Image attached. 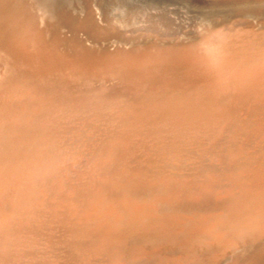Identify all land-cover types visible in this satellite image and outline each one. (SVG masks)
<instances>
[{
  "label": "bare ground",
  "instance_id": "6f19581e",
  "mask_svg": "<svg viewBox=\"0 0 264 264\" xmlns=\"http://www.w3.org/2000/svg\"><path fill=\"white\" fill-rule=\"evenodd\" d=\"M9 11L8 16L0 20V45L4 46V48L3 46L0 47V73H6L5 77H1L0 74V96L3 97L2 100L0 99V222L2 223V226H0V242L7 241L5 247L8 246L9 249H16L17 251L11 252L9 249L0 248V261L6 256L9 257L8 261L11 264L20 262L21 264H66L67 262L60 255L57 257L52 256L53 254L57 255L56 252L62 253L65 249L59 241H53L52 239L58 238L61 233L64 242L71 245V259L73 258L77 263L85 264L89 260L87 251L96 244L99 247L94 254L107 255L110 264H120L122 260L121 257L111 254V249H128L129 245L132 244L136 245V249H133L131 254L139 259L145 251L151 250V252H147L148 259L141 258L140 261L137 259L138 264L156 262L159 253L168 254L167 245H175L181 253L189 252V249H191V253L183 258L187 262L189 261V264H202L199 254L195 251L197 246L202 247L203 253L210 254L213 260H217L227 254L234 255L235 252H231L232 246L230 247L229 243L226 242H230L234 246H240L243 243V236H245L253 246L255 245L257 238L260 239V236L264 235V219L261 217L264 214V161L261 162V156L260 162L257 156H254L258 160L260 172H257V174L255 171H250L248 167L251 165L247 167L241 161L243 157L245 160L244 152L237 146L230 144L229 138L233 137L234 134L230 135L225 129L226 127L235 128V135L237 134V136L259 137L262 139V144L259 147L260 149L261 147L264 148V127L257 124L260 119L264 118V98L257 94L258 90L264 91V69H260V64L264 62V49L259 48L263 43L256 42L255 33L238 28L230 29L227 32L216 29L214 31L213 29L205 30L199 40L195 42L181 43V45L178 44L179 46H173L172 43L173 47L167 45L161 50L152 49L149 46L150 49L144 51V53L139 54V52H136L138 54L127 55L123 58L121 56H125L124 53L121 56L118 54L116 59L115 56L112 57L116 61L104 64V60H101L102 64L92 62L93 65H89L88 63L91 60L87 62L82 57L63 59L64 55L54 54L55 52L51 51L53 48L45 51L46 48L44 49L42 44L44 43L42 40L45 38L43 39L40 29L34 27L35 24L32 25L31 20L29 22L18 14V16L13 15L14 11ZM133 23H136V25ZM130 24L134 25L132 29L140 27L146 33H144L145 35L150 33L153 36L160 34L164 36L171 34L172 36V23L166 17L165 12L163 13L156 8L153 10L144 9L137 15L136 20ZM148 30L151 32H148ZM223 37L225 38L222 39ZM223 40H225V44L222 43ZM9 51L13 53H8ZM222 52L238 57L230 59L221 56ZM112 63H114V67L111 66ZM100 65H110L111 67L101 71ZM92 68L98 69L99 73L101 71L100 74L107 69L116 73L121 79L122 88L132 89L137 94L133 98L140 103V108L137 106V110L140 109L143 119L154 123L172 120L168 124L169 129L181 134L183 139L191 145L202 142L204 152L206 150L211 153L207 149V146L211 143L206 139L198 140L195 138L194 132L199 129H217L218 134L215 137H221V145L227 146L226 149H228L225 153L227 160H223L219 163V166L227 165L234 170V173H236L235 171L248 172L249 179H246H248L249 184L239 186L237 185L238 178L236 179L231 177L232 174H223L222 172L220 176L223 175L224 179L232 178L231 184L225 186L223 180L207 178L206 175L216 173V169H218L216 162L213 165L210 164L207 169L200 165L190 166V169L194 168L203 174V177L200 178L192 179L184 174L175 175L167 171V168L170 167L182 170L187 168L179 160V156L170 155L175 148L179 147V143L176 141L169 143L162 138L151 136L136 121L137 113L134 108H131L132 105L129 107L121 103L124 95L121 92L122 97L118 92L110 91V93H107L108 90L104 98L107 100V106L110 107L109 110L105 107L106 105L104 106L96 101L88 102V110L90 114L92 113V120L99 121L106 127L111 126V124L114 126L117 123H120V125L121 123L122 125L129 123V125L125 124L128 127L122 130H115L110 127L106 129V132H111L115 138L120 136L126 142L134 143L136 151L143 152L145 155H141L142 160L131 156L114 137H108L107 135L108 139L106 138L104 145L106 148L96 145L91 155L93 154V157L96 155L98 162L110 161L112 157L120 158L122 164L128 167L129 171L119 172L118 168L113 165V161V164H104L105 166L97 164L99 169H104L102 173L91 170L78 171L77 165L79 163L94 166L92 162H89V157L84 158L80 155L84 159L77 160V156L71 155L73 157L70 156L65 161L62 159L61 153L63 149L76 150V152L83 150L85 149L83 145L80 143L76 146L67 145L63 142L71 140V138L61 142L62 138L61 141L53 139L40 128L53 125L55 127L52 134L57 135V137L58 135L66 136L71 133V137H79V140L81 136L87 137L92 134L89 133L90 130L88 132L83 128L80 130L75 129V121L82 126L90 121L83 113L76 110V112L74 110L70 111L67 98V92L69 95L71 89L80 90L83 84H79V82H96L93 76L94 74L97 75V72L90 73ZM45 76L49 78L54 76L58 83L59 80L60 82L65 81V83L70 82L71 85L69 84V86L73 87L70 90H62L63 85L62 87L59 85V87H55L57 90L54 89L53 91L51 88V91L49 88L55 85V82L52 79L45 78ZM38 85L42 88L46 87L50 91L48 90L44 95H41ZM10 88L14 89L18 97H13L14 99L5 102V97L15 94L11 92ZM86 88L88 89V87ZM90 90H88V96H93V92ZM150 92L154 93V97L150 96L151 98L144 99L140 96L142 93L147 94ZM72 96H69L71 97V109L77 107L81 111L82 107L80 106L87 105V102L85 100L84 103L82 100H74ZM93 97L97 98V96ZM55 98L61 100L60 103L57 101L56 104H50L48 100ZM241 98L249 99L252 104L247 105L240 102L239 99ZM42 101L45 102L42 103ZM129 103L128 101L126 104ZM198 105L211 107L212 113L198 110ZM14 110H18V112L27 111L28 113H26L29 115L28 117L16 116ZM217 110H219V116ZM244 110L248 111V120L257 124L251 130L242 122L232 119V115ZM54 111L58 112V116H49ZM181 115L200 120L199 126L192 125L180 117ZM27 122H30V127L22 126L23 123ZM72 141L75 142V140ZM218 147H220V144ZM3 148L7 149V152L2 151ZM262 151L261 153H263ZM43 152L47 155H43ZM156 153L160 155L169 154L170 156L157 160L154 157ZM187 155L202 156V153L193 149ZM251 155L253 156L252 153ZM236 161L239 162V165L234 163ZM14 162L20 163L25 169L30 166L37 172L43 170L46 176L27 174V169V173H25V170H21L20 166L18 168L19 164L15 165ZM130 162L134 164V167H130ZM139 163H142L143 166L146 165L147 169L145 167L144 169L140 168L142 165ZM253 163L255 164V162ZM247 164L249 163L247 162ZM155 166L157 169L161 168L160 176L167 177L168 182L165 184L175 190L176 194L173 199L166 198L168 194L165 195L161 190L164 183L155 180L156 175L142 179L134 178L139 173L149 175L148 172L151 167ZM70 176H75L76 180L77 178L84 179V183L93 189H85L86 185L81 187L72 184L74 182L69 183L67 179ZM216 176H219V174H216ZM105 178L128 185L124 189L126 195L124 197L108 195L107 190L108 194L102 193L101 191L105 190L102 182ZM63 181L66 182V188L62 185ZM181 181H190L200 186L202 190L200 192L187 191L180 184ZM8 182H13V184L9 185ZM131 184H137L139 186L137 189H141L144 194H138L137 189L130 186ZM33 185H40L43 189L35 190ZM17 186L25 187V190L20 191V188L17 190ZM112 191L119 192L117 189H112ZM239 191L241 192L239 195L245 200L244 205L241 206L242 203L239 204L238 199H235L236 197L230 200L223 199L231 197L233 193H239ZM20 193L23 194V197L19 196ZM191 194L194 197L191 199L192 202L188 203L187 198ZM256 194L258 199H253L252 196ZM69 195H76L84 202H92L97 212L91 209V204L90 208H85L84 205L79 207L74 204L75 197L70 202ZM38 198H44L48 206L46 203L47 207L38 205ZM154 200L161 204L160 208L154 206ZM24 201L28 202V206L23 205ZM53 201L62 205L64 211L60 209L63 212L58 213L54 208ZM138 201L144 202L146 207L144 209L137 208ZM203 201L207 202V209L203 208ZM169 205H171L172 214L165 212ZM112 206L125 213L127 218H133L136 219L135 221L143 223L141 225L132 224L131 222H125L124 218L120 219L112 216L113 213L108 209ZM161 207H163L164 212ZM66 214L73 215V220H70L71 226H66V229L60 228L44 218V216H53L54 219L66 224L69 223L64 216ZM18 215L21 217L20 219L15 218V216L18 218ZM140 215L145 217L142 221L139 218ZM216 218L220 220L217 223L215 222ZM179 219H184L186 222L180 223ZM96 220L102 222L99 228L95 222ZM214 227L219 229L217 233L210 232ZM41 235L46 236L44 238L48 240H40L39 236ZM92 235L99 236L100 240H89V236ZM111 238L118 240L106 241ZM124 238L129 240L121 241ZM191 239L196 243L191 242ZM211 240L222 243L218 245L211 244L209 243ZM37 246L42 250H36ZM155 248H159V251H154ZM214 253L217 254L213 256ZM0 264H3L2 261Z\"/></svg>",
  "mask_w": 264,
  "mask_h": 264
},
{
  "label": "rangeland",
  "instance_id": "374dc122",
  "mask_svg": "<svg viewBox=\"0 0 264 264\" xmlns=\"http://www.w3.org/2000/svg\"><path fill=\"white\" fill-rule=\"evenodd\" d=\"M144 4L145 3L143 0H0V14H1L0 20L1 19L3 20L4 17L8 16V14L10 12L9 10H11V12L14 11L15 13L13 15L18 14L23 19L26 18L25 20H28L29 22L31 20L30 23L32 25L35 24L33 26L40 29V33L43 35L42 36L43 39L45 38L44 40H42L44 42V43H42L44 46V49L46 48L45 51L53 48V50H51V51L55 52L54 54L64 55V57H62L63 59H68V58L75 59V58L82 57L85 60H87V62H89L91 60L88 63L89 65H93L92 62L93 63L97 62L96 64H102L101 60H104L103 61L104 64H106V62H113L116 59V55H118V54L121 56L124 53L125 56L124 55L121 56L123 58V57H126L127 55L128 56L134 55L136 52H139V54L144 53V51H147L150 48L156 49V50H161V49H164V46H167V45L172 46L171 43H173V46H175V45L179 46V45H181V43L185 44L187 42L188 43L189 42H195V41L199 40V37L202 35V32L204 33L205 30L207 31V30H211V29H213V31L216 29V30H220V31H224V32H227V31H230V29H236V28L247 30V31L248 30L252 31L253 33H255V36L257 37L256 42L263 43L262 46L260 45L259 48L264 49V46H263L264 45V42H263L264 41V0H162V3L159 5L162 8H164L166 17H168L169 21L172 23V28H171V30H173L172 36H171V34H169V36H167V35L164 36L162 34L157 35V36H153V34H150V33L148 35H145L146 33L143 32L144 30H142L140 27L132 29V27L134 25H136V23H133L134 25L130 24V23L132 21L136 20L137 15L140 14L141 11H144V9L145 10L146 9L153 10L155 8V7H152V5H149L148 8H145ZM156 9H158V8H156ZM158 10H160V9H158ZM9 16H11V15H9ZM128 22H130V23H128ZM126 23H127V25H125ZM118 24L121 26H119ZM129 24H130V26H128ZM148 32H151V31L148 30ZM152 32L156 33L155 31H152ZM174 36H175V38H177L176 40H173V39H175ZM224 38L225 37H223L222 39H224ZM224 41L225 40H223L222 43L225 44ZM1 46H3V45H0V47ZM149 46H150V48H149ZM3 48H4V46H3ZM10 52L13 53L12 51H9L8 53H10ZM222 53H221V56H226V57H229L230 59H232V58L236 59L238 57V56L231 55V54L228 55L225 52H222ZM136 54H138V53H136ZM86 56H88V57H86ZM113 56H115L114 57L115 59L112 58ZM98 60H100V61H98ZM114 63H112L113 65L111 64L112 67H114ZM103 65H100L101 71L106 69L107 67L108 68L111 67L110 65H106V66H103ZM260 65H261V67L259 66L260 69L263 70L264 69V62ZM95 69L92 68V70H90L91 72L89 71L90 73H92V72L94 73V71L97 72V75L96 74H94V76L92 75L96 79V82H93V83L89 82V83H92L91 84V85H93L92 88H90L91 85L89 83L79 82V84L81 83L83 85L81 86L80 90H77V91L74 89H71L73 86L72 87L69 86V84L71 85L70 82L65 83V81L60 82V80H59V83H58V80L55 79L54 76H50V78L45 76V78H48L49 80L52 79V81L54 80V82H55V85H53L49 88L50 90L52 88L54 91L55 87L57 88V87H59V85H61V87L63 85L62 90H66V89L70 90L71 89L69 91V93H70L69 95L67 92V98H68V102L70 104L69 105L70 111L74 110V112L77 111V112L83 113L84 116L86 115L85 117L87 118V120H89L91 122L90 123L87 121V123L84 126H82V125H79V123L75 121V123H74V125L76 127L75 129L78 128L80 130L83 128V130L88 131V132L90 130L91 132H89V133H92L91 135H89L87 137L81 136V138L84 137V138H82V140H81V138L79 140V137H77V138L71 137V133H69L70 135H68V134L66 136L61 135L62 137L60 135H58V137H57V135L52 134L53 133L52 131H54L53 129L55 127L53 125L52 126L51 125L44 126V127L40 128L42 131H45V133L47 132L48 135H50V137H52L53 139H56L58 141H61L63 139L61 142H63L64 140L66 141V139H68V138H71V140L69 139L70 141L68 140L66 142H63L67 145H70V146H76V145H80V144L83 145V147L85 148L83 150H78L76 152V150L70 151L69 149H63L62 153H61L62 159H64L65 161H66V159L68 160V158L71 155H73L74 157L77 156V158H76L77 160L89 157L88 158L89 162L90 163L92 162L94 164V166L92 167L89 164H80L79 163L77 165L78 171L81 170L80 172H82V171L86 172L88 170L89 171L91 170V171H95L96 173H102L104 169H99L97 164L99 163L98 165L102 166L101 164H103V166H105V165L111 164L112 161L114 163V164L113 163L112 164L116 168H118L117 170L119 172L129 171V168L122 164V161L120 158L112 157V158H110L111 160L109 159L110 161L104 160V161L98 162V157L96 155H94V157H93V154L91 155V153L93 152V149H95L96 145H99L103 148L105 145V142L109 136H112L115 138V136L113 134H111V132H109V131L106 132L107 128L113 127V129H115V130H122L124 128H127L128 127L127 125H129V123H124L123 125H122V123H121V125H120V123H117V124H114V126H112V124H111V126L108 125L106 127L103 124H101L99 121L96 122V121L92 120L93 119L92 113L90 114V111L88 110L89 109V105H88L89 103L88 102L96 101L99 104H103L104 106L106 105L105 107L108 108L107 110H109L110 107L107 106V100L104 97L107 93H110V91H112V92H118V94L121 97L124 95L121 103L128 105L129 107L132 105L131 108L132 109L134 108L135 112L137 113L138 119L136 118V121L144 128L145 131H148L151 136H153L155 138H157V137L162 138L164 140H167L169 143L171 141H176L179 143V147L175 148L174 152L170 155L174 156V157L179 156L180 157L179 160L182 161V163L185 164L187 166V168L182 170V169L170 167V168H167V171H169L175 175L176 174H178V175L184 174V175H186L192 179L200 178V177H203V174L194 168L190 169V166L200 165V166H203L205 169H207L210 166V164L213 165V163L215 164V162H216V164L218 165V167H217L218 169H216V173H214L212 175H206L207 178H211V179L217 178L218 180L219 179L223 180L224 181L223 185L227 186L228 184L232 183V178L224 179L223 175L222 176H220V175L222 173L223 174H230V175L232 174L233 176H231V177H235L236 179L238 178L237 179V185L247 186L249 184V181H247L249 179L248 172L246 173V172L235 171L236 173H234V170H232L227 165H223V166L220 165L219 166V163H221L223 160L224 161L227 160L225 153L227 152L228 149H226L227 146H225L223 144L221 145V137H217V138L215 137V135L218 134L217 129H212V128L208 129V130H200L199 129V130H196L194 132L195 138H197L198 140H202V139L205 140L206 139L209 141V143H211L208 146L205 145V146H207V149L211 153H209L206 150L204 152L202 149V146H204V144H202V142H199V143L197 142L198 143V144L196 143L197 145H191L189 142H187L183 139V136L181 134L176 133V131H171L168 127V124L172 120L171 121L165 120V121H163V123L162 122L154 123V122H151L150 120L146 119L147 120V122H146V120L142 118L143 116H142V113L140 112V109L137 110L138 107L140 108V103L135 98H133V97L137 96L135 91L132 89L122 88V85L120 84L121 79L119 78V76L116 73L109 71L107 69L102 74H100L101 71L99 73V70L98 69L95 70ZM18 74H15V75L17 76ZM2 76L5 77L6 73L5 72L2 73L1 77ZM56 80H57V82H56ZM96 86H98V87H96ZM86 87H88V89ZM105 87H106V89H105ZM38 88L40 90L41 95H44V93H46V91L48 92V90H49L46 87H44V88H42V86L39 87V85H38ZM89 88L90 89L94 88V89L90 90ZM10 89L12 90L11 91L12 93H15L14 89H12V88H10ZM97 89H99V90L97 91ZM55 90H57V89H55ZM88 90L92 91L93 92L92 95L97 96V98L93 97V96H88ZM107 90L109 92H107ZM71 91H73V92H71ZM78 91H81V92L79 93ZM120 92L123 95H121ZM126 94H128L129 96ZM257 94L261 98H264V91L263 90H258ZM72 95L73 96L75 95L76 98H74L75 96L73 97ZM78 95H79V97H78ZM69 96H72V99H74V100L75 99L82 100L83 103L85 100V102H87V105L83 104L82 106H80V107H82L81 111H80V109H77V107H75L76 109H74V107L71 109V97H69ZM140 96L144 99H148V98H151L150 96L154 97V93L153 92H150L147 94L142 93V95H140ZM13 97L15 98L18 96L16 95V93L13 94L12 96H7V97H5V100H6L5 102H8V101L14 99ZM129 97H131V98H129ZM2 98L3 97H1L0 99L2 100ZM123 100L124 101L127 100V101L124 102ZM48 101L50 104H52V103L56 104L57 101H59V100H57L55 98V99H49ZM60 101L58 103H60ZM128 101L130 103L126 104ZM239 101L244 103V104H247V105L252 104V102L247 98H241V99H239ZM43 102H45V101H42V103ZM131 102H132V104H131ZM14 103L16 104L17 102H14ZM134 103H135V105H134ZM197 108H198V110H200L202 112L204 111L207 113H212V108L207 106V105H202V106L198 105ZM86 110H88V111H86ZM15 111L16 110H14L13 112L16 116L28 117V115H29V114H27L28 113L27 111H23V110L20 112H18V110L16 112ZM217 111H216L217 115L219 116V114H218L219 110H217ZM50 114L51 115H49V116H53V115L58 116V112H55V111L50 113ZM60 115H61V112H60ZM180 117H182L184 120H187L189 123H191L194 126L195 125L199 126V124H200V120H198L196 118L188 117L185 115H181ZM70 118H72V117L70 116ZM232 119H234L235 121H238V122L239 121L242 122L250 130L253 129L254 127H256L257 124L262 125L264 127V118L260 119L257 122V124L251 123L248 120V111H246V110L236 112L234 115H232ZM29 123L30 122L23 123L22 126L30 127ZM125 124H127V125H125ZM164 127H165V129H163ZM225 129L230 135L234 134L233 137L229 138L230 144L237 146L238 148H240L242 150V152H244L243 156H245L246 161L244 160V157H243V159L241 160L243 165H246L247 167L251 165L250 167H248V169L250 171H255L256 173L257 172L259 173L260 168L258 167V162H257L258 160H256L254 158V156L255 157L257 156V159H259V162L261 160V157H262L261 162L264 161V158H263L264 157V148L261 147V149H260V147H259L262 144L261 143L262 139L259 137L237 136V134L235 135V128H233V127H226ZM161 130L163 133L161 132ZM93 135H94V137H92ZM107 135H108V137H107ZM157 135H159V136H157ZM67 136H70V137H67ZM100 139H101V141H100ZM72 140H75V142ZM115 140L118 143H120L121 145H123L131 156L140 159L141 155L142 156H143V154L145 155V153H143V152L136 151L134 143L126 142L120 136H116ZM76 141H78V142H76ZM99 141H100V143H99ZM218 143L220 144V147H218L219 146ZM19 144L21 145V143H19ZM31 145H33V144L31 143ZM104 148H106V147H104ZM193 149L202 153V156H188L187 153ZM257 150H258V153H257ZM2 151L7 152V149L3 148ZM82 151H83V153H82ZM89 151H91V152H89ZM261 151L263 153H261ZM85 152H88V153L86 154ZM251 153L253 154V156L251 155ZM42 154L47 155V153H45V152H43ZM80 155H81V157L83 156L84 158H81ZM170 155L169 154L160 155V154L156 153L154 155V157H156L157 160H160V159H162L166 156H170ZM73 156H71V157H73ZM252 157L254 160L252 159ZM141 160H142V158H141ZM247 162L249 164H247ZM253 162H255V164ZM234 163L236 165H239L238 161H236ZM139 164L142 165V163H139ZM15 165H18L17 166L18 168L20 166V169L23 171L25 170V173H27V171H28L27 174H31L33 176H44V177L46 176V173L43 172V170H40L37 172L36 170H34V169L30 168V166H28V167H26V169H27V171H26V169L23 168L20 165V163L16 162ZM82 165H84V166H82ZM129 165L131 168L134 167V164L132 162H130ZM144 167L147 169L146 165L140 166V168H143V169H144ZM219 167H220V170H219ZM251 167H253V168H251ZM160 171H161V168L157 169L156 166L151 167L150 171L148 172L149 175H147V173H145V174L142 173L143 175L141 173H139L136 176H134V178L142 179V178L147 177V176L153 177L151 175H156L155 180L164 183L163 188L161 190L165 195L168 194V197H166V198L173 199L174 195L176 194L175 190L165 184L168 182L167 177L160 176L159 175ZM216 174H219L220 178H219V176H216ZM234 174H236V175H234ZM237 175H238V177H237ZM246 178H248V179H246ZM67 180L69 183L74 182L72 184H75V185H78L81 187H84L86 185L84 187L85 189H89V190L93 189L91 186L84 183V181H85L84 179L77 178V180H76L75 176L74 177L70 176ZM77 182H78V184H77ZM102 182H103V185L105 187V190L101 191L102 193L108 194L106 192V190H107L109 192L108 195H120L122 197H124L126 195V191L124 189H126L128 185H125L122 182H115L111 179H106V178L103 179ZM7 184L12 185L13 182H8ZM180 184L187 191H191V192H198L199 191L200 192L202 190V188L200 186H198V185H196L190 181H181ZM242 184H244V185H242ZM62 185L64 188H66L65 187L66 186L65 181L62 182ZM33 186L35 188H33ZM33 186H31V188H33L35 190L43 189V187H40V185H33ZM130 186L134 187L135 189H137L139 187L137 184H131ZM19 188H20V191L25 190V187H21V186L16 187L17 190ZM36 188H38V189H36ZM112 189H117V190H119V192L118 191H112ZM136 191L140 195L144 194L141 189H137ZM237 192L233 193V195L231 197L223 198V199L230 200V199L236 197L235 199H238L237 201H239V204L242 203L241 206L244 205L243 203H245V200L241 198V195H239V194H241V192L240 191H239V193H237ZM19 196L23 197V194L20 193ZM73 197H75L73 202L77 206L83 207V205H84L85 208L86 207L90 208L92 206L91 209L93 211L97 212V209H96V207H94L95 205L92 202H84L82 199L80 200L79 197L76 195H73V196L69 195L70 202H71V199H73ZM193 197L194 196L191 194L189 196L190 199L187 198V202L191 203L192 202L191 199ZM252 198L258 199V195L256 194V195L252 196ZM43 199L44 198H41V199L38 198L37 204L40 206H43V207H47L48 203H46V200L44 199L45 200L44 201ZM76 199H78V200H76ZM80 201H82L83 203H81ZM45 203L47 204V206ZM53 203H54V208L56 209V211L58 213H60L62 210L64 211L63 206L60 205L58 202L53 201ZM90 204H91V206H90ZM153 204H154V206H156L158 208H160V206H161V204L156 200L153 201ZM23 205L28 206V202L24 201ZM202 205H203L204 209L208 208V204L206 201H203ZM136 207L139 209H144L146 207V205L144 202L138 201L136 204ZM60 209H62V210H60ZM108 209H110V212L113 213L112 216H114L116 218H120V219L124 218L123 220L125 222H131L133 224V222L136 220L133 218L132 219L127 218L125 216V213L121 212L116 207L114 208V206H112ZM161 209L163 211V207H161ZM165 212L172 214L171 205H169L168 208L165 209ZM39 216H41V215H39ZM64 216H65V218L68 219L69 223L64 224L61 221L54 219L53 216H44V218H45V220L47 219L48 221H50L52 224H55V225L59 226L60 228L66 229V226L67 227L71 226L70 220L72 219L73 215H69V214L67 215L66 214ZM140 216H139V218L142 221V219L145 217L143 215H140ZM261 217L264 219V214H262ZM15 218L20 219L21 217L18 215V218L16 216H15ZM87 220H89V219H87ZM97 221L98 220H96L95 222L99 228V226L102 225V222L101 221L97 222ZM178 221L180 223L186 222V220H184V219H179ZM219 221H220L219 218L215 219L216 223ZM1 224L2 223L0 222V226H2ZM218 230L219 229H216L214 227V229L210 230V232L217 233ZM62 236H63V234L61 233L60 236H58V238L56 237V238H52V239H53V241H56V240L59 241V243L66 250L64 249L62 253L60 252V254H59V252H56L57 255L53 254L52 256L55 255V257H57L60 255L61 258L65 262H67L66 264H85V263H79V262L77 263V262H75V260L73 258L71 259V250H70L71 245L66 244L64 242V239H63L64 237H62ZM44 237H46V236L41 235V236H39V239L42 241L48 240ZM92 238H94V239H92ZM88 239L98 241V240H100V237L92 235V236H89ZM127 239L124 238L121 241H127ZM257 239L259 241L256 240L254 246L251 242H249V240L245 236H243V243L240 246H234V244H232L230 242H226L227 244L229 243L230 247L232 246L233 249L231 248V250H232L231 252L232 253L235 252V253L232 256H230V254L221 256L220 257L221 260H219L220 258L219 259L216 258L217 260H215V259L213 260L211 258L210 254L203 253L202 247L197 246V248H195V251H197V253L199 254V257L201 258L200 262L202 264H264V235L260 236V239H259V237ZM113 240H118V239L111 238V239H108L106 241L111 242ZM190 241L194 242L192 239ZM194 243H196V242H194ZM209 243L218 245V244H221L222 242L217 241V240L216 241L211 240ZM262 244H263V246H262ZM6 245H7V241L4 240V241L0 242V248L1 249H5V250L7 249L8 250L10 247H8V246L5 247ZM98 247H99V245L96 244L94 247H91L89 249V251H87V256L89 257V260H88V263H86V264H110L108 262V260H110V259L108 258L107 255L94 254V252L96 251V249ZM166 248H167L168 254L159 253L157 255V261L152 263V264H189L188 263L189 261L187 262L183 258H184V256L187 257L188 254L191 253V249H189V252L181 253L180 251H178V249L176 248L175 245H167ZM133 249H136L135 244L129 245L128 249L127 248L126 249H123V248L122 249L121 248H117V249L115 248L114 249L113 248L110 250V253L113 255H117L118 257L122 258V260L120 261V264H134V263L138 264L141 258L142 259L144 258L145 260L149 258V255L147 252H151V250L145 251L144 252L145 254L143 253V256L140 257V259H139L135 255L131 254V251ZM9 250H11V252L17 251L16 249H9ZM36 250L40 251V250H42V248L37 246ZM153 250L159 251V248H155ZM215 254H217V253H214L212 255L214 256ZM169 256H171V257H169ZM137 259H139V261ZM8 260H9V257L5 256L1 261L3 264H9L10 261H8ZM10 264H11V262H10ZM18 264H21V262Z\"/></svg>",
  "mask_w": 264,
  "mask_h": 264
},
{
  "label": "water",
  "instance_id": "95a60500",
  "mask_svg": "<svg viewBox=\"0 0 264 264\" xmlns=\"http://www.w3.org/2000/svg\"><path fill=\"white\" fill-rule=\"evenodd\" d=\"M144 1V5H145V8H148L149 5H152V7H155V8H158L160 9L163 13L165 12L164 11V8H162L159 4L162 3V0H143ZM174 40V39H173ZM172 44V43H171ZM134 224H142L143 222L140 223V221H135L133 222Z\"/></svg>",
  "mask_w": 264,
  "mask_h": 264
}]
</instances>
